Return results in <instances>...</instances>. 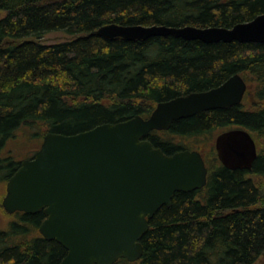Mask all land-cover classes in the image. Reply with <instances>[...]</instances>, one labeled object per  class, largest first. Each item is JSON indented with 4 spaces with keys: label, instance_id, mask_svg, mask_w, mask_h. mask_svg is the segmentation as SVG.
Returning <instances> with one entry per match:
<instances>
[{
    "label": "trees",
    "instance_id": "16d2710c",
    "mask_svg": "<svg viewBox=\"0 0 264 264\" xmlns=\"http://www.w3.org/2000/svg\"><path fill=\"white\" fill-rule=\"evenodd\" d=\"M0 11L7 13L0 18V182L21 165L3 153L24 128L33 129L35 140L49 132L75 135L137 115L147 118L161 102L242 75L252 85V106L243 100L203 112L147 139L173 155L197 150L180 140L246 129L258 147L252 169L230 170L218 155L205 158L207 185L176 193L172 206L150 220L141 259L119 262L258 264L264 253V44H207L176 36L108 40L95 32L108 24L231 28L264 13V0H0ZM53 32L73 38L38 42ZM14 215L0 231V264L64 259L65 248L39 232L43 211Z\"/></svg>",
    "mask_w": 264,
    "mask_h": 264
},
{
    "label": "water",
    "instance_id": "95a60500",
    "mask_svg": "<svg viewBox=\"0 0 264 264\" xmlns=\"http://www.w3.org/2000/svg\"><path fill=\"white\" fill-rule=\"evenodd\" d=\"M95 34L108 40L176 36L207 44H264V13L231 28L108 24ZM247 90L246 80L235 74L216 88L161 102L147 118L137 115L75 135L49 132L8 180L3 208L8 214L43 211L40 234L67 251L59 264L135 263L150 220L172 206L176 193L203 189L209 174L198 150L167 155L148 136L169 131L181 119L238 106ZM216 151L230 170H251L258 156L252 134L241 128L219 134Z\"/></svg>",
    "mask_w": 264,
    "mask_h": 264
},
{
    "label": "rangeland",
    "instance_id": "374dc122",
    "mask_svg": "<svg viewBox=\"0 0 264 264\" xmlns=\"http://www.w3.org/2000/svg\"><path fill=\"white\" fill-rule=\"evenodd\" d=\"M5 11H0V18L6 16ZM70 35H67L63 32H53L46 34L42 39L38 40L39 43L51 45L60 42H64L67 40L72 39ZM252 89V85L248 83V90ZM247 92L244 103L246 107H250L253 105V96L250 92ZM33 129L24 128L18 132V135L15 139L10 140V142L6 145L5 151L3 153V157H6L8 154H12L17 161H24L26 159H32L35 153L40 149L41 144L43 142V138L39 139H32L31 132ZM219 132L206 136L204 138L199 139H187V140H180L181 143L188 146H193L197 150H201L204 158L206 160L212 161L217 155L216 151V139L219 135ZM7 181L0 182V231L5 230L12 219H15L14 214H7L3 209L2 202L6 195V183ZM263 262V258H260L258 264ZM129 263V262H128ZM117 264H127L126 262L122 261Z\"/></svg>",
    "mask_w": 264,
    "mask_h": 264
},
{
    "label": "bare ground",
    "instance_id": "6f19581e",
    "mask_svg": "<svg viewBox=\"0 0 264 264\" xmlns=\"http://www.w3.org/2000/svg\"><path fill=\"white\" fill-rule=\"evenodd\" d=\"M199 28V27H198Z\"/></svg>",
    "mask_w": 264,
    "mask_h": 264
},
{
    "label": "flooded vegetation",
    "instance_id": "af4514ba",
    "mask_svg": "<svg viewBox=\"0 0 264 264\" xmlns=\"http://www.w3.org/2000/svg\"><path fill=\"white\" fill-rule=\"evenodd\" d=\"M121 261V260H120Z\"/></svg>",
    "mask_w": 264,
    "mask_h": 264
}]
</instances>
